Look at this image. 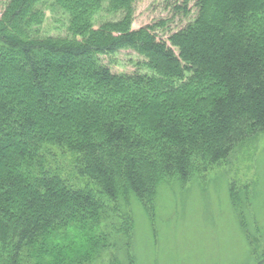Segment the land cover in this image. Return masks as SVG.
Returning <instances> with one entry per match:
<instances>
[{"label":"trees","instance_id":"trees-1","mask_svg":"<svg viewBox=\"0 0 264 264\" xmlns=\"http://www.w3.org/2000/svg\"><path fill=\"white\" fill-rule=\"evenodd\" d=\"M137 1L7 2L0 264H87L100 250L135 264L132 202L154 218L163 184L195 179L264 131V0H163L170 19L134 28ZM48 10L66 15L67 35L42 32ZM173 15L188 20L172 28ZM123 50L137 57L132 71L113 69ZM53 148L71 174L51 165ZM256 198L236 193L246 217ZM68 229L97 246L39 253ZM249 254L241 264H264V246Z\"/></svg>","mask_w":264,"mask_h":264},{"label":"rangeland","instance_id":"rangeland-1","mask_svg":"<svg viewBox=\"0 0 264 264\" xmlns=\"http://www.w3.org/2000/svg\"><path fill=\"white\" fill-rule=\"evenodd\" d=\"M8 1L0 0V16ZM57 11L46 12L47 17L42 27L44 34L67 35V17ZM171 17L163 0H138L133 27ZM106 18L108 17H99L98 22ZM187 20L174 16L169 26L178 28ZM136 59L133 52L123 50L116 54L113 69L119 72L132 71ZM52 151L51 165L60 166L71 174L69 154L61 155L57 148ZM232 186L235 190L234 198L230 191ZM236 193L240 196L243 194L245 198H249L250 193L257 195L256 200H252L251 204L248 202V207L246 206L248 217L243 215L244 204H236ZM263 197L264 131L242 141L225 161L199 174L195 179L183 184H163L154 203V218L152 211L148 210L154 226L142 206L132 202L136 222L135 264H241L248 255L250 256L249 252H252L254 247L264 246ZM253 223H257V226ZM64 231L61 236L66 241L56 237L59 245H47L46 249L42 248L39 253H45L47 248L52 246L61 253L60 259H64L74 251L67 247L69 244L66 245V242H78L80 248L97 246L81 243L80 240L73 241L75 230ZM51 240L53 241L54 237ZM39 244L40 241L37 245ZM56 251L51 252V255H57ZM110 254L111 251L108 250L93 252L87 264H127L121 256L110 262ZM48 257L49 255L46 259ZM40 259L44 264L45 256Z\"/></svg>","mask_w":264,"mask_h":264}]
</instances>
